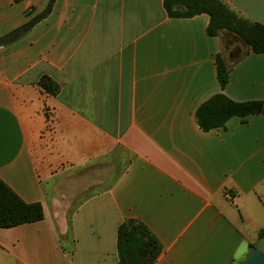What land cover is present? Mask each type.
<instances>
[{
	"label": "crops",
	"instance_id": "0c3cea01",
	"mask_svg": "<svg viewBox=\"0 0 264 264\" xmlns=\"http://www.w3.org/2000/svg\"><path fill=\"white\" fill-rule=\"evenodd\" d=\"M223 1L264 24V0ZM49 2L0 0V36ZM209 22L172 17L164 0H53L0 45V178L44 209L42 220L0 227V264H123L128 218L160 239L154 264L248 254L264 230V114L205 131L197 109L221 91L263 100L264 52L226 30L210 35ZM218 54L230 68L224 89ZM45 75L57 94L40 86Z\"/></svg>",
	"mask_w": 264,
	"mask_h": 264
},
{
	"label": "trees",
	"instance_id": "16d2710c",
	"mask_svg": "<svg viewBox=\"0 0 264 264\" xmlns=\"http://www.w3.org/2000/svg\"><path fill=\"white\" fill-rule=\"evenodd\" d=\"M164 6L172 17H192L207 13L210 15L207 27L210 35L217 36L223 30L230 31L239 36L250 50L264 52V24L241 16L223 0H164ZM217 71L224 89L228 83L230 68L222 54L217 56ZM39 84L50 94H57L60 89L58 82L47 75L41 77ZM250 114H264V99L237 101L221 91L197 109L198 122L205 131L225 128L231 117ZM43 218L41 202L24 201L0 178V227L10 228ZM162 250L160 239L143 221L128 218L119 226L118 251L123 264H154Z\"/></svg>",
	"mask_w": 264,
	"mask_h": 264
},
{
	"label": "water",
	"instance_id": "95a60500",
	"mask_svg": "<svg viewBox=\"0 0 264 264\" xmlns=\"http://www.w3.org/2000/svg\"><path fill=\"white\" fill-rule=\"evenodd\" d=\"M53 0H50L47 8L36 18L23 26L0 36V45L13 42L19 35L32 28L38 21L45 18L51 10ZM238 264H264V235L260 236L257 241L249 247L248 254Z\"/></svg>",
	"mask_w": 264,
	"mask_h": 264
},
{
	"label": "rangeland",
	"instance_id": "374dc122",
	"mask_svg": "<svg viewBox=\"0 0 264 264\" xmlns=\"http://www.w3.org/2000/svg\"><path fill=\"white\" fill-rule=\"evenodd\" d=\"M225 32H228V33H232L230 31H225ZM234 35V37H236L238 39V41L243 44L244 46L246 45V43L239 37L237 36L236 34L232 33ZM233 43V42H232ZM236 44V43H235ZM231 47V46H230ZM233 49H232V54H234L235 57H240L241 55H243L245 53V51H240L239 49H237L234 44H233Z\"/></svg>",
	"mask_w": 264,
	"mask_h": 264
}]
</instances>
